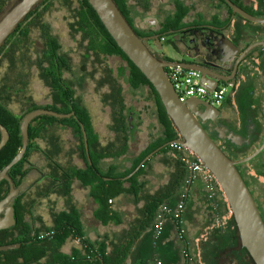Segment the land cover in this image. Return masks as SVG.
<instances>
[{
    "label": "trees",
    "instance_id": "16d2710c",
    "mask_svg": "<svg viewBox=\"0 0 264 264\" xmlns=\"http://www.w3.org/2000/svg\"><path fill=\"white\" fill-rule=\"evenodd\" d=\"M9 1L0 0V13ZM219 1L233 16L232 10L226 3L223 0ZM231 1L249 14L264 18L263 5L255 8L249 0ZM115 2L124 14L122 10L124 0H115ZM58 11L67 12L70 36L75 40L76 36L80 35L81 40H75V43L77 42L80 49H85L82 54V70L77 72L78 77L80 74L81 80L85 81L86 74L90 75L97 81L100 92L107 86V92L102 98L112 109L114 132L116 133L114 142L109 145L101 144L94 130L93 117L85 97L82 94L72 96V92L61 87V82L65 81V77L69 74L73 75L71 68L78 62L74 61L71 50L64 46L65 38L50 21V17ZM236 17L246 21L237 15ZM255 25L259 27V36L246 44L245 48L255 42L264 41V25ZM107 57L116 60L115 67L111 65L112 62L106 60ZM103 66H105L104 69ZM0 67L3 68V72L0 73V123L10 133L9 142L0 152V172L22 148L23 136L20 126L25 115L37 109H48L62 114L75 112L78 117L76 120L75 118L58 119L41 116L31 123L28 150L23 159L11 168L9 175L13 178L17 188L32 171L41 172L43 176L41 175L42 177L36 183L38 185L33 191L30 207L21 203V197L16 200L17 225L14 229L2 231L0 246L21 243L22 247L19 250L1 252L0 264H126L133 253L138 237L135 236L128 241L123 238V235H119L114 240L103 236L99 238L100 240L92 241L88 237L89 231L83 222L85 220L83 210L75 207L73 190L77 185L89 189L88 199L98 205L93 214V220L97 223L104 226L123 224L120 213L117 211L116 200L124 195H132L138 202L144 197L145 183L139 180L147 164L128 181H123L122 178L132 173L152 151L166 143L180 139L158 93L118 47L88 0H44L36 10L29 14L1 48ZM99 74L105 77L102 76L99 79ZM32 79L41 80L51 90L52 104L37 105L34 103L29 94ZM15 93H17V99H13ZM140 101L148 103L144 111L156 122L157 129L150 128L148 140H156L132 161L129 168H125L123 159L107 166L105 159L108 157L129 158L134 155L129 148V142L133 139L135 131V109L137 107L134 103ZM23 106L27 109L22 114H18L17 108ZM80 122L84 124L87 132L91 165L88 164L86 157ZM53 123L70 124L74 129L75 138L79 142V149L86 163L84 168L72 165L71 161L60 163L57 158L56 143H51L54 144V153L45 152L40 141L47 142L45 134ZM182 151L186 150L178 145H170L160 152L173 154L179 166L182 167V170L177 173V188L182 186L181 183L187 178L189 171L186 160L181 157ZM239 157L237 155L233 159ZM193 159L198 162L196 157L193 156ZM43 171L46 173L44 174ZM105 178L111 180H105ZM127 184L129 187L126 186ZM6 185V181L0 183V192ZM219 192L221 193L220 190ZM175 196L180 198L178 193ZM59 197H65L68 210L60 209ZM166 198L167 196H162V194L147 197V204L142 210L145 219L142 230L155 223V216L159 208L166 203ZM45 199L51 202L49 206L53 220L51 224L46 223L42 215ZM224 204L230 216L226 202ZM230 223L234 227V237L238 245V235L232 217ZM216 228L211 235L215 237L218 244L223 237V228ZM212 237L209 242L208 238L204 242V236L200 239L201 254L205 264H214L213 256L220 250L213 246ZM230 239L229 237L222 241L225 243ZM71 240H78L80 248L66 254L63 249ZM206 242L208 243L204 245ZM229 247L226 245L225 248Z\"/></svg>",
    "mask_w": 264,
    "mask_h": 264
},
{
    "label": "crops",
    "instance_id": "0c3cea01",
    "mask_svg": "<svg viewBox=\"0 0 264 264\" xmlns=\"http://www.w3.org/2000/svg\"><path fill=\"white\" fill-rule=\"evenodd\" d=\"M216 4H218L216 1H209V5L212 7L209 12V18L212 19L213 15H218L217 18H219L221 22H227V25H230V33L231 30L238 31L237 40L242 47L259 36V27L257 25L254 24V26H249L237 17H230L228 12L223 10L217 13V10L214 9V5ZM258 53L261 54L262 72L257 73L254 71V76L250 84L244 82L246 89L239 97L242 106L239 120L235 121L230 126L232 132L243 139L248 135L249 129L255 128L261 129L257 137H259V139L264 138V46L256 48L255 55ZM96 82L94 81L93 84H89V87L93 85V87L97 89L96 92H94L95 94H91L90 97L93 95H97L98 97V95H100L99 97L102 98L104 93L107 92V87L103 88L100 94L97 87L98 83ZM86 91L87 90L82 92V96L85 98H87V94H85ZM249 100H252L251 108L245 105ZM85 101L86 104L90 106L89 110L93 117L94 130L98 134L101 144L105 146L113 143L116 133L114 132L113 112L111 107L108 111L106 109L109 116L104 122H100L95 120L94 113L92 109H90L91 106L94 105L91 103L88 104L89 100L87 99H85ZM135 114V131L133 139L129 142V148L134 155L130 156L131 158H125L123 156L120 158L108 157L105 159V164L107 166L116 164L117 160L123 159V161H125V168H129L132 165V161L145 152L156 140H148V131L150 128L154 127L157 129L156 122L151 119L152 117L138 108L135 109ZM102 123H104V127ZM55 128L58 129L57 126ZM104 129H107V133ZM103 132H105L104 135ZM65 134L61 144L65 143L66 150L65 153H58L57 158L59 162L71 161L72 165L83 168L82 157L78 149L79 143H76L73 136L70 137V135H72L71 131L66 129ZM142 137H144L145 140L144 145L140 144V141L143 140ZM54 139L57 141L58 138ZM72 147L74 150L73 153L70 154ZM160 152L153 155L145 163L147 165L139 180L145 183L143 187L144 197L140 198L138 202L135 201L132 195H124L116 200L117 211L120 213L123 221L122 225L112 224L104 226L93 220V214L98 205L88 199L89 189L79 185L74 187L73 200L76 203L75 207L83 210L85 218L83 222L89 231L88 237L92 241L100 240L99 238L103 236H108L110 239L114 240L116 237H119V235H123L124 239L130 241L131 238L137 236V243L126 264H155L157 260H162L163 264H183L182 255L184 252H188L190 256L194 258V263L192 264L198 261L202 263L204 261L201 254L202 247L200 246V239L204 236V242L207 241V238L209 242L212 237V231L217 229L216 227L223 228L222 240L229 237L231 239L225 243L221 240L217 244L215 237H212L213 246H216V249L220 250L224 249L226 245H228V247L231 246L229 248L236 247L237 242L234 237V227L230 223L231 215L229 216L225 210V200L218 190H214L213 193L207 190L206 182L201 174H194L192 172L191 165L195 162L193 156L188 151L181 152V157L186 160L189 171L187 178L181 183L182 186L177 188V173L182 170V167L179 166L178 160L173 157V154L170 152ZM37 175L39 176V173L36 171L32 174L34 177H37ZM126 186L129 187L128 184ZM176 193L179 194L180 198L175 196ZM160 194H162V196H167L165 204L171 208L173 215L167 218L163 233L159 238H156L153 227L154 223L150 224L145 230H142L141 227H144L143 223L145 222L142 210L147 204L148 196ZM180 203H183V209L181 210L178 209ZM59 206L61 210H68L65 197H59ZM51 213L50 207L48 205H43V219L48 224H51L53 221ZM208 242L204 243V245ZM78 248H80L79 241L71 240L64 247L63 252L70 254L74 249ZM214 252L216 254V251ZM214 257L215 255L213 258Z\"/></svg>",
    "mask_w": 264,
    "mask_h": 264
},
{
    "label": "water",
    "instance_id": "95a60500",
    "mask_svg": "<svg viewBox=\"0 0 264 264\" xmlns=\"http://www.w3.org/2000/svg\"><path fill=\"white\" fill-rule=\"evenodd\" d=\"M43 1L44 0H10L6 4L5 8L0 13V50L5 45L8 38L15 33L18 27L26 20L29 14L36 10ZM223 1L235 15L246 21L264 25V18L249 14L231 0ZM88 2L118 47L152 84L173 126L180 135V139L166 143L148 154L135 170L128 176L122 178V180H129L132 178L143 167L147 160L170 145H178L186 149L202 163L204 168L214 175L233 219L238 235V245L247 252L255 264H264V220L250 189L237 168L238 164L249 162L258 156L264 150V143L254 153L241 161L230 159L199 121V119L210 120L214 123L219 114L218 110L214 108L211 103L196 98H192L186 103L181 102L169 79L167 68L180 66L199 71L202 74L204 86L210 91L215 90L222 84L221 82L232 86L231 83L228 82L229 78L221 76L204 66L167 63L159 60L151 53L143 39L139 37L132 28L115 0H88ZM222 46L225 48L226 52H230L231 46L236 48L235 55H232V60L236 55L241 53L240 58L236 61V72L242 58L252 49L264 46V41L255 42L242 51L241 48L236 47L228 37L224 36ZM229 54L231 55L232 53ZM41 116H50L58 119L75 118L78 120L75 112L62 114L48 109H37L25 115L20 126L23 136L22 148L13 160L0 172V182L7 180L11 186L9 194L0 201V215L5 210L7 212L4 218L0 216V229H7L15 224L14 209L8 206V204L19 194V189L15 188L14 182L9 177L8 172L12 167L18 164L26 154L30 140V125L36 118ZM80 125L85 152L89 163L92 164L87 132L83 123H80ZM0 131L2 135L0 141L1 152L8 143L9 133L1 123ZM217 131L224 132L225 134L223 137L230 140L233 144L240 145L244 143L243 138L240 136L235 135L233 132L227 133L228 129L225 127L222 130L218 127ZM105 180L111 179L106 178ZM20 247V243L4 245L0 246V252L15 250Z\"/></svg>",
    "mask_w": 264,
    "mask_h": 264
},
{
    "label": "flooded vegetation",
    "instance_id": "af4514ba",
    "mask_svg": "<svg viewBox=\"0 0 264 264\" xmlns=\"http://www.w3.org/2000/svg\"><path fill=\"white\" fill-rule=\"evenodd\" d=\"M209 1H216L218 3L214 5V9L217 10V13L223 10L228 12L230 15L229 10L219 0H124L122 10L132 28L139 35V37L143 39L145 45L151 53L159 60L167 63H183L204 66L221 76L229 78L228 82L231 83L232 86L224 102L220 105L211 103V105L219 112L216 121L214 123L210 120L199 119V121L219 147L227 154L228 157H230V159L239 155L240 157L238 159L233 160L241 161L254 153L264 143V138H260V140L259 137H257L258 133L261 132V129H249L248 135L243 139L244 143L236 145L230 140L225 139L223 137L225 133L218 132L217 128L219 127L222 130L225 127L228 129L227 133L232 132V128L230 126L235 121H238L240 116L242 106L240 104L239 97L246 89L244 82L250 84L254 76V71L257 73L262 72L261 54L258 53L255 55L256 48L252 49L242 58L237 67V71L235 72L236 61L240 58L241 53L236 55L232 60V55H235L234 53L236 48L231 46L230 52H226L225 48L222 46L224 36L228 37L233 44L236 47L241 48L242 51H244L247 47H242L239 44L237 40L238 31L231 30L230 33V25L221 22L219 18H217L218 15H213L212 19L209 18V12L212 9L211 5H209ZM249 1L255 8L260 7V5L264 6V0ZM230 17L233 18L236 17V15H230ZM252 51L254 52L251 54ZM229 53L232 54L230 55ZM106 60L112 62L113 59L107 57ZM81 61L82 59L78 61L77 65L71 68L73 70V75L71 76L69 74L65 77V81L61 82V87L64 90L68 89L70 93L72 92V96L82 94V92L86 90L83 86L87 84L89 85L94 81L96 82L95 79L86 73L85 81L81 80L80 74L78 77L77 72L82 70ZM104 68L105 66H103V69ZM102 76L103 78L105 77L103 74H99L98 78L100 79ZM106 87L107 86H105V88ZM49 94L52 95L51 90H49ZM50 98L52 99L51 96ZM13 99H17V93L13 96ZM245 105L246 107L251 108L252 100L247 101ZM51 125L50 130L45 134L47 142H40L42 143L45 152L52 151L54 153V144L52 145L51 143H56L57 155L58 153H65V143L61 144V141L63 140L62 138L66 135V129L71 131L72 135L75 137L74 129L70 126V124L66 125L53 123ZM56 126L58 127L60 134L57 141L51 139V133L54 132ZM62 131L64 134H61ZM1 138L2 135L0 131V141ZM73 150L74 148L72 147L70 154L73 153ZM47 153L51 154V152ZM79 153L81 154L80 149ZM81 157L85 167L86 163L83 158V154H81ZM64 163L65 162H63V164ZM88 164L91 165L89 160ZM237 167L239 168L240 174L245 177L244 179L246 185L250 189L264 220V150L251 161L238 164ZM43 173L45 174L46 171H43ZM32 174L33 171L24 178L21 186L17 188L13 178L8 172L9 177L14 182L15 188L19 189V194L8 204V206H11L14 209L15 224L7 229H0V241L3 237L2 231L10 230L12 228L14 229L17 225V209L15 204L17 198L21 197V203L25 206L30 207L32 205L31 200L33 199V191L36 188V185H38L36 183L39 181V178L43 176L40 172L39 176L37 175L33 182H29L28 179L32 176ZM3 181H6L7 185L4 187L3 191L0 192V201H2L9 194L11 188L9 181ZM3 193L5 194L4 197ZM47 200H49V197H47ZM6 213V210L2 212L0 215L1 218H4ZM42 237H44V235ZM213 259L214 264H255L247 252L239 245L234 248L219 250ZM182 263L187 264V260L183 257V255ZM195 264L205 263L198 261Z\"/></svg>",
    "mask_w": 264,
    "mask_h": 264
},
{
    "label": "built area",
    "instance_id": "2783aa9c",
    "mask_svg": "<svg viewBox=\"0 0 264 264\" xmlns=\"http://www.w3.org/2000/svg\"><path fill=\"white\" fill-rule=\"evenodd\" d=\"M167 72L180 101L183 103H186L192 98H196L209 103H213L215 105H220L224 102L230 92L231 86L229 84L223 83L213 91L208 90L202 82V74L194 69L174 66L168 68ZM191 169L194 174L199 173L202 175L206 182V188L209 192L213 193L214 190H220L216 183L214 175L209 170L204 168L202 163H200L199 161L193 162L191 165ZM221 195L224 198L223 194ZM178 209H183V203L179 204ZM171 215H173V211L167 204H163L159 208L155 216V223L153 226L156 238H159L163 233L165 222ZM183 257L187 260V264L194 263V258L191 257L188 252H184ZM155 264H163V262L162 260H157Z\"/></svg>",
    "mask_w": 264,
    "mask_h": 264
},
{
    "label": "rangeland",
    "instance_id": "374dc122",
    "mask_svg": "<svg viewBox=\"0 0 264 264\" xmlns=\"http://www.w3.org/2000/svg\"><path fill=\"white\" fill-rule=\"evenodd\" d=\"M68 17L69 16H68L66 11H58V12H55L53 14V16L50 17V21L53 24V26L58 30V32L63 36V38H65L64 46L67 49L71 50L72 57H73L74 61H79L82 59V57H83L82 54H84L85 49H80L77 42L75 43V40H77V41L81 40L80 35H77L75 40H74V38H72L70 36L69 27H68V20H69ZM242 22L247 23L249 26H254V24L251 22H247L244 20H242ZM115 63H116V60H112L111 65L113 66ZM114 67H115V65H114ZM2 72H3V68L0 67V73H2ZM30 86H31V88H29V90H30L29 94L32 97L35 104L46 105V104H52L53 103V100L50 98L49 89L44 85V83L41 80L32 79ZM83 87L87 90L85 92V94H87L86 95L87 98H85V99L89 100L88 104L91 103L92 105H94V106H91L90 109H92V111L94 113L95 120L100 121V122H104L105 119L109 116V114H107V112H106V109H107V111L110 109L109 104L106 101H104L103 98H100L99 97L100 95H98V97H97V95L96 96L93 95L92 97H90L91 94H95L94 92H96V90H97L93 87V85L91 87H89V85L87 84ZM98 92L101 94L100 91H98ZM96 105H97V107H96ZM134 105L138 109H141L143 112H145L144 110L147 108L148 103L140 101V102H135ZM88 107H90V106H88ZM92 107H94V108H92ZM26 109H27V107H24V106L19 107V108H17L16 112L18 114H22ZM102 126L103 127L105 126L104 123H102ZM54 130L55 131L51 133V139L60 137L58 129L56 128ZM104 131L106 132L107 129L106 130L104 129ZM105 132H103V135ZM61 134H64V132L62 131ZM72 136L76 140L74 135H70V137H72ZM142 139L143 140L140 141V144L144 145L145 144L144 137H142ZM77 142L78 141L76 140V143ZM35 179H36V177L31 176V177H29L28 180H29V182H33ZM46 205L50 206L51 202L45 200L44 206H46Z\"/></svg>",
    "mask_w": 264,
    "mask_h": 264
},
{
    "label": "bare ground",
    "instance_id": "6f19581e",
    "mask_svg": "<svg viewBox=\"0 0 264 264\" xmlns=\"http://www.w3.org/2000/svg\"><path fill=\"white\" fill-rule=\"evenodd\" d=\"M200 183V182H199Z\"/></svg>",
    "mask_w": 264,
    "mask_h": 264
}]
</instances>
